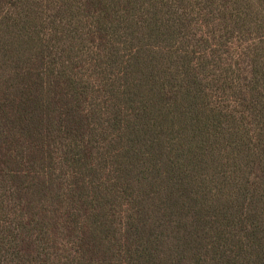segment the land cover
Here are the masks:
<instances>
[{"label": "trees", "instance_id": "obj_1", "mask_svg": "<svg viewBox=\"0 0 264 264\" xmlns=\"http://www.w3.org/2000/svg\"><path fill=\"white\" fill-rule=\"evenodd\" d=\"M0 264H264V0H0Z\"/></svg>", "mask_w": 264, "mask_h": 264}]
</instances>
